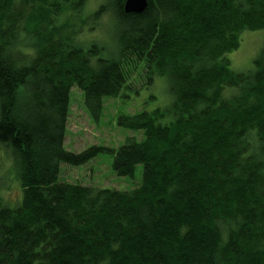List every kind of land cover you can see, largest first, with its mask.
Segmentation results:
<instances>
[{
    "label": "trees",
    "instance_id": "trees-1",
    "mask_svg": "<svg viewBox=\"0 0 264 264\" xmlns=\"http://www.w3.org/2000/svg\"><path fill=\"white\" fill-rule=\"evenodd\" d=\"M86 1L0 0V146L22 189L14 207L0 195V264H264V48L245 73L228 59L244 32L264 30V0H148L140 15L127 0L92 13ZM107 12L109 59L70 25ZM135 76L142 89L167 78L171 98L118 117L144 139L66 150L71 90L97 119ZM102 154L120 178L141 165V185L60 181L62 164Z\"/></svg>",
    "mask_w": 264,
    "mask_h": 264
},
{
    "label": "rangeland",
    "instance_id": "rangeland-1",
    "mask_svg": "<svg viewBox=\"0 0 264 264\" xmlns=\"http://www.w3.org/2000/svg\"><path fill=\"white\" fill-rule=\"evenodd\" d=\"M105 0H87L85 12L96 11ZM75 30V41L79 45L90 47L97 45L103 48L102 56L109 58L117 56V44L113 29V19L109 12L104 14L95 25L78 27L70 24ZM92 25V26H91ZM77 31V32H76ZM264 48V30L244 32L240 48L228 56L231 70L235 73H245L252 67L253 61ZM140 78L135 76L128 85L131 90L123 91L119 98H105L102 115L94 119L85 109L83 93L74 87L71 90V105L67 121L65 149L81 153L90 147H106L117 150L127 140L135 139L141 142L143 132H132L117 125L121 115H134L143 110L152 111L166 108L171 98L167 93V78H157L151 88L142 89ZM140 90L134 92L133 90ZM13 159L10 152L0 146V195L7 206H17L22 200V189L14 182L12 171ZM143 167L137 166L132 178H120L113 170V155L102 154L86 165L72 167L62 164L60 181L69 184H80L97 189H109L120 192H130L142 183Z\"/></svg>",
    "mask_w": 264,
    "mask_h": 264
},
{
    "label": "water",
    "instance_id": "water-1",
    "mask_svg": "<svg viewBox=\"0 0 264 264\" xmlns=\"http://www.w3.org/2000/svg\"><path fill=\"white\" fill-rule=\"evenodd\" d=\"M148 8V0H127L124 5V12L126 14L140 15Z\"/></svg>",
    "mask_w": 264,
    "mask_h": 264
},
{
    "label": "bare ground",
    "instance_id": "bare-ground-1",
    "mask_svg": "<svg viewBox=\"0 0 264 264\" xmlns=\"http://www.w3.org/2000/svg\"><path fill=\"white\" fill-rule=\"evenodd\" d=\"M149 3V2H148Z\"/></svg>",
    "mask_w": 264,
    "mask_h": 264
}]
</instances>
